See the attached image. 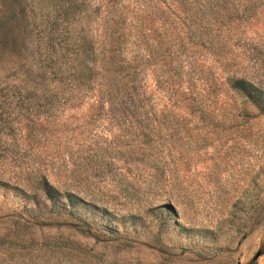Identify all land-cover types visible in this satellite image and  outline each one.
I'll list each match as a JSON object with an SVG mask.
<instances>
[{
  "label": "rangeland",
  "instance_id": "obj_1",
  "mask_svg": "<svg viewBox=\"0 0 264 264\" xmlns=\"http://www.w3.org/2000/svg\"><path fill=\"white\" fill-rule=\"evenodd\" d=\"M0 264H264V0H0Z\"/></svg>",
  "mask_w": 264,
  "mask_h": 264
},
{
  "label": "trees",
  "instance_id": "obj_2",
  "mask_svg": "<svg viewBox=\"0 0 264 264\" xmlns=\"http://www.w3.org/2000/svg\"><path fill=\"white\" fill-rule=\"evenodd\" d=\"M233 85L235 86L236 89L241 90V91H245V93H246V91L250 92L252 89L247 83H245L242 80L234 81Z\"/></svg>",
  "mask_w": 264,
  "mask_h": 264
}]
</instances>
